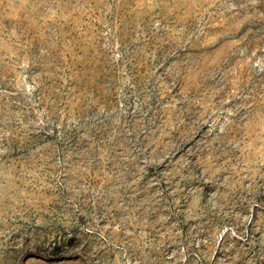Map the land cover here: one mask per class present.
<instances>
[{
	"label": "rangeland",
	"instance_id": "1",
	"mask_svg": "<svg viewBox=\"0 0 264 264\" xmlns=\"http://www.w3.org/2000/svg\"><path fill=\"white\" fill-rule=\"evenodd\" d=\"M0 264H264V0H0Z\"/></svg>",
	"mask_w": 264,
	"mask_h": 264
}]
</instances>
